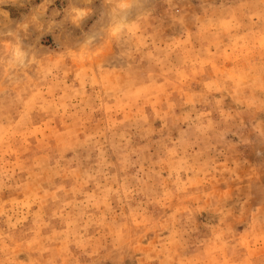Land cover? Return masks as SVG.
Instances as JSON below:
<instances>
[{
	"label": "rangeland",
	"instance_id": "374dc122",
	"mask_svg": "<svg viewBox=\"0 0 264 264\" xmlns=\"http://www.w3.org/2000/svg\"><path fill=\"white\" fill-rule=\"evenodd\" d=\"M0 0V264H264V0Z\"/></svg>",
	"mask_w": 264,
	"mask_h": 264
},
{
	"label": "clouds",
	"instance_id": "9594fccd",
	"mask_svg": "<svg viewBox=\"0 0 264 264\" xmlns=\"http://www.w3.org/2000/svg\"><path fill=\"white\" fill-rule=\"evenodd\" d=\"M135 6V0H132V2L127 5L126 7H116L117 10L122 14L121 15V23L116 25L115 27L119 26V32L123 31L126 27V25L130 22L129 17L134 9Z\"/></svg>",
	"mask_w": 264,
	"mask_h": 264
}]
</instances>
